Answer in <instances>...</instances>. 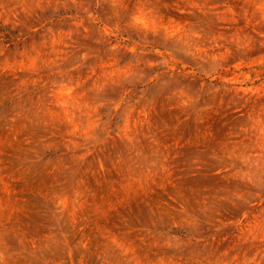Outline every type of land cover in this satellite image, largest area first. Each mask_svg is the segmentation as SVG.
I'll return each mask as SVG.
<instances>
[{"label":"clouds","instance_id":"1","mask_svg":"<svg viewBox=\"0 0 264 264\" xmlns=\"http://www.w3.org/2000/svg\"><path fill=\"white\" fill-rule=\"evenodd\" d=\"M0 264H264V0H0Z\"/></svg>","mask_w":264,"mask_h":264}]
</instances>
